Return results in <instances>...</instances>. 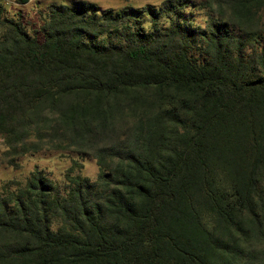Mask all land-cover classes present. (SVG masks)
<instances>
[{
	"label": "trees",
	"instance_id": "1",
	"mask_svg": "<svg viewBox=\"0 0 264 264\" xmlns=\"http://www.w3.org/2000/svg\"><path fill=\"white\" fill-rule=\"evenodd\" d=\"M190 5L51 4L40 38L0 20L8 148L98 167L4 184L0 264H264V0L200 2L202 29Z\"/></svg>",
	"mask_w": 264,
	"mask_h": 264
},
{
	"label": "rangeland",
	"instance_id": "2",
	"mask_svg": "<svg viewBox=\"0 0 264 264\" xmlns=\"http://www.w3.org/2000/svg\"><path fill=\"white\" fill-rule=\"evenodd\" d=\"M12 3L20 4L21 0H8ZM26 1V0H24ZM33 1V0H32ZM30 2L26 11H20L15 8V4H9L0 0V20H18L21 22L30 34H33L40 38L39 28L42 24V18L47 8L51 4L68 3L73 0H49L42 5L32 6L33 2ZM88 3L96 4L102 9L111 8L118 9L124 6H132L134 8H140L144 5L158 6L162 0H83ZM206 0H190V6L185 9V15H188L190 24L197 29H202L205 24L206 8L201 9L197 5L200 2ZM261 21L264 23V7L259 12ZM36 137L29 135L26 142H34ZM39 141V140H38ZM36 141V142H38ZM46 139L42 138L41 142H45ZM73 161L81 164L80 168H75L72 172L78 173L82 177L94 181L98 173V167L95 163V159L90 155H79L76 152L70 150H49L41 149L38 151H28L22 154H13L12 150L8 148L5 137L0 135V195L7 191H14L15 186L10 185L7 188L4 187L10 180L24 184L25 180L29 177V174L34 170H40L43 172L47 179H50L56 189L64 193L67 190L65 180L63 178L64 173L72 165Z\"/></svg>",
	"mask_w": 264,
	"mask_h": 264
},
{
	"label": "crops",
	"instance_id": "3",
	"mask_svg": "<svg viewBox=\"0 0 264 264\" xmlns=\"http://www.w3.org/2000/svg\"><path fill=\"white\" fill-rule=\"evenodd\" d=\"M2 1H4V2H6V3H9V4H15V8L16 9H18V10H20V11H26L27 10V8H28V5H30V2L32 1V0H26V1H24V0H21L22 2L20 3V4H18V3H12L11 1H8V0H2ZM49 0H33L32 2V6H34V9L36 8V5H42V4H44V3H47Z\"/></svg>",
	"mask_w": 264,
	"mask_h": 264
}]
</instances>
